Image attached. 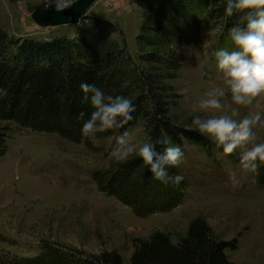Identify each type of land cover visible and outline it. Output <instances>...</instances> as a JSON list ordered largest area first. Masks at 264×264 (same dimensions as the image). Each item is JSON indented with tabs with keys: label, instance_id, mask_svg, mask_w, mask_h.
I'll return each instance as SVG.
<instances>
[{
	"label": "rangeland",
	"instance_id": "1",
	"mask_svg": "<svg viewBox=\"0 0 264 264\" xmlns=\"http://www.w3.org/2000/svg\"><path fill=\"white\" fill-rule=\"evenodd\" d=\"M73 1L58 3L69 6ZM42 8L40 0H0V27L10 35L39 40L73 37L96 17L121 29L122 35L113 33L110 38L118 42L123 39L134 60L141 51L153 50L137 39L146 12L136 0H95L79 23L62 26L36 23L33 14ZM194 8L198 22L181 30L194 39L177 46L185 60L167 81L172 94L169 116L182 126L191 125L196 115L208 118L233 111H238L235 119L250 112H259L264 118V95L249 106L232 102L224 73L217 68L213 55L221 48L235 50L229 32L242 23L240 14L229 17L231 27L225 25L227 17L220 0H196ZM211 98L220 100L221 112L199 108L201 99ZM86 119L70 125L28 126L0 116V264H27L30 258L53 247L77 255L115 250L128 262L135 239L148 240L160 231L176 244L196 218L208 224L216 239L235 243L225 249L230 262L264 264V186L258 184L257 174L238 167V151L219 156L213 145L206 153L184 140V162L169 173L182 174L185 179L179 187H169L170 203L165 210L139 216L122 194L117 192V196L113 191L118 189L116 173L136 185L140 182L142 161L135 157L115 165L111 152L119 134L104 132L91 140L84 138L80 129ZM253 131L257 142H264V123ZM128 133V143L139 147L144 141V122Z\"/></svg>",
	"mask_w": 264,
	"mask_h": 264
},
{
	"label": "trees",
	"instance_id": "2",
	"mask_svg": "<svg viewBox=\"0 0 264 264\" xmlns=\"http://www.w3.org/2000/svg\"><path fill=\"white\" fill-rule=\"evenodd\" d=\"M136 1L146 12L137 39L142 46L153 47L141 51L137 60L129 55L123 39L118 42L110 38L113 33L122 35L121 29L96 17L90 18L73 37L39 40L10 35L0 27V116L28 126L76 123L88 118L91 111L88 103L82 102L79 87L87 82L106 95H124L134 100V119L121 129L105 132L107 135L128 132L142 121L144 139L148 135L153 140L165 137L181 147L188 140L207 153L212 144L198 133L185 130L168 111L172 94L167 81L185 60L177 46H185L189 39H194L181 30L198 22L196 0ZM225 16V25L231 26L230 16ZM141 63L151 65L145 67ZM163 148L157 144L158 151ZM116 176L118 189L113 193L122 194L137 215L168 207L169 187L152 182L147 168H142L137 185L129 182L128 177L118 173ZM257 182L264 186V166L258 169ZM234 246L235 243L216 239L208 224L196 218L189 224L186 236L176 244L160 231L148 240L135 239L128 262L115 250L77 255L75 251L53 247L30 258L27 264H235L225 254V249Z\"/></svg>",
	"mask_w": 264,
	"mask_h": 264
},
{
	"label": "clouds",
	"instance_id": "3",
	"mask_svg": "<svg viewBox=\"0 0 264 264\" xmlns=\"http://www.w3.org/2000/svg\"><path fill=\"white\" fill-rule=\"evenodd\" d=\"M225 6L227 16L240 14L242 23L230 29L229 37L235 50L217 49L213 52L216 66L225 76V84L234 104L249 106L254 99L264 95V0H220ZM45 10L55 8L59 11L67 7L58 0H40ZM82 102L88 103L91 111L80 129L82 137L93 139L97 133L123 128L133 120L136 111L134 100L124 95H109L95 84L82 82L80 85ZM91 94V95H89ZM219 95L223 96L221 91ZM107 101V102H105ZM201 110L213 109L221 112L223 105L217 98L201 99ZM83 116V113H81ZM238 111L231 115H212L201 118L192 117L191 125L185 130L198 133L206 138L219 156H230L239 153L238 167L247 173L257 174L264 166V142H257L253 131L264 118L259 112L249 113L242 119H235ZM179 126V125H174ZM124 131L115 138V146L111 152V160L117 165L128 163L131 158L138 157L143 167L152 174V179L168 187H179L185 179L182 174H170L169 169L178 168L185 158L181 146L172 144L168 138L153 140L151 135L145 137L139 147L131 145L125 139ZM157 144L163 145V151L157 150Z\"/></svg>",
	"mask_w": 264,
	"mask_h": 264
},
{
	"label": "water",
	"instance_id": "4",
	"mask_svg": "<svg viewBox=\"0 0 264 264\" xmlns=\"http://www.w3.org/2000/svg\"><path fill=\"white\" fill-rule=\"evenodd\" d=\"M95 0H74L69 6L57 11L55 8L38 9L33 14L36 23L42 26H62L79 23Z\"/></svg>",
	"mask_w": 264,
	"mask_h": 264
}]
</instances>
